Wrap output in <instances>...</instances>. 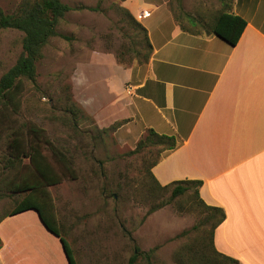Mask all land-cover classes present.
<instances>
[{
  "label": "rangeland",
  "instance_id": "obj_1",
  "mask_svg": "<svg viewBox=\"0 0 264 264\" xmlns=\"http://www.w3.org/2000/svg\"><path fill=\"white\" fill-rule=\"evenodd\" d=\"M61 1L72 7L56 26L65 37H51L43 47L35 79L23 80L16 110L9 105L0 108V222L27 193L12 192L6 185L29 177L31 169L28 159L3 167L8 143L15 136L24 142L34 139L29 128L36 127L71 163L68 173L53 149L41 142L51 167L62 177L47 190L78 264H180L179 250L197 251L203 242L208 245L209 212L195 204L193 189L172 199L170 189L152 181L149 167L161 146L131 153L136 144L129 140L135 131H123L128 140L121 145L112 129L119 121L113 114L115 98L120 97L117 70L146 63L142 33L115 0ZM22 2L0 0V11L14 13ZM181 2L180 8L183 4L196 16L198 6L214 9L220 0ZM23 35L0 27V76L21 54ZM121 88L123 95L130 94L129 82ZM51 234L62 249L59 238ZM135 247L142 254L131 262ZM63 258L67 262L64 253Z\"/></svg>",
  "mask_w": 264,
  "mask_h": 264
},
{
  "label": "crops",
  "instance_id": "obj_2",
  "mask_svg": "<svg viewBox=\"0 0 264 264\" xmlns=\"http://www.w3.org/2000/svg\"><path fill=\"white\" fill-rule=\"evenodd\" d=\"M115 1L146 28L152 52L144 65L117 70L131 91L116 89L113 114L126 121L114 137L127 145L122 132L135 131V145L149 128L174 136L177 146L161 153L153 177L162 186L201 180L200 198L225 213L215 249L241 264H264V0L198 6L196 16L182 4L178 20L171 6L181 0ZM223 9L246 21L235 45L181 27L194 17L201 29ZM0 238V264H69L35 210L4 217Z\"/></svg>",
  "mask_w": 264,
  "mask_h": 264
},
{
  "label": "trees",
  "instance_id": "obj_3",
  "mask_svg": "<svg viewBox=\"0 0 264 264\" xmlns=\"http://www.w3.org/2000/svg\"><path fill=\"white\" fill-rule=\"evenodd\" d=\"M223 8L228 6L229 0H220ZM95 9V8H90ZM119 9L125 16L131 20L134 26L142 33V44L147 50L145 62L149 61L152 46L150 44L146 28L138 22L133 15L124 7ZM178 5L171 6L175 19L183 17ZM226 9V8H225ZM72 10V7L61 0H23L19 8L14 13H4L0 11V27L14 28L23 32L22 52L16 59L15 63L0 76V108L9 105L16 110L19 105V97L23 90V80L33 81L36 75V61L40 58L43 47L49 39L54 36H62L56 26L63 15ZM190 19L189 24L181 25L182 29L193 34H215L231 45H235L246 25V21L240 16L220 10L208 23H203V28L193 27L195 23ZM65 37V36H62ZM126 120L118 121L112 126L115 131ZM33 133L34 139H28L25 142L18 136L11 138L8 143V154L6 155L4 168H12L21 164L24 159H28V166L31 168L30 176L23 177L19 182L12 181L6 187L12 192H27L26 195L18 201L14 207L7 212L4 217L13 216L27 210H35L45 228L57 236L62 245L63 251L69 264H76L73 252L68 241L63 237L54 212V206L47 190L48 186L58 184L62 177L57 174L47 157L42 151L41 142L50 146L51 142L42 134L43 131L36 127L29 128ZM42 136V137H41ZM149 146H161V153L165 150L174 149L177 146V140L174 136L159 134L152 128L146 130V133L137 141L136 146L131 153L137 152ZM53 153L63 164L68 173H72L71 163L68 158L59 150ZM160 153V155H161ZM154 160L149 167V173L152 181L162 189H170V197L173 199L185 194L188 190L193 189V197L197 205L209 212V219L212 220L210 227V237L208 245L202 243L201 249L197 251L179 250V262L185 264V258L188 262L198 261L199 264H238L235 258L219 253L213 243L214 230L224 220L225 213L221 208L207 205L199 196V188L202 185L201 180H179L167 185H160L151 173V168L160 158ZM3 217V218H4ZM2 218V219H3ZM1 219V220H2ZM142 254L135 247L130 261H134L138 254ZM185 257V258H184Z\"/></svg>",
  "mask_w": 264,
  "mask_h": 264
},
{
  "label": "water",
  "instance_id": "obj_4",
  "mask_svg": "<svg viewBox=\"0 0 264 264\" xmlns=\"http://www.w3.org/2000/svg\"><path fill=\"white\" fill-rule=\"evenodd\" d=\"M36 212V211H35ZM37 213V212H36ZM38 215V214H37Z\"/></svg>",
  "mask_w": 264,
  "mask_h": 264
}]
</instances>
